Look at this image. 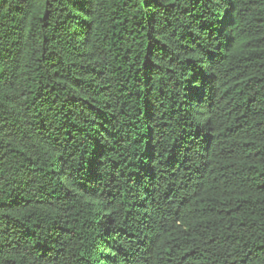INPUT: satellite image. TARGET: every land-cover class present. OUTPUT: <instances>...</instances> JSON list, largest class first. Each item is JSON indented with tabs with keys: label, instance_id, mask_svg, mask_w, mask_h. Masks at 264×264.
Listing matches in <instances>:
<instances>
[{
	"label": "trees",
	"instance_id": "obj_1",
	"mask_svg": "<svg viewBox=\"0 0 264 264\" xmlns=\"http://www.w3.org/2000/svg\"><path fill=\"white\" fill-rule=\"evenodd\" d=\"M0 264H264V0H0Z\"/></svg>",
	"mask_w": 264,
	"mask_h": 264
}]
</instances>
